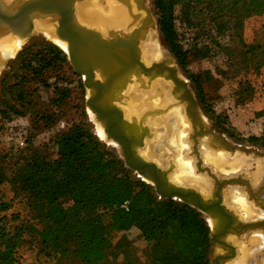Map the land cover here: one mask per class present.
I'll return each instance as SVG.
<instances>
[{
    "label": "trees",
    "instance_id": "1",
    "mask_svg": "<svg viewBox=\"0 0 264 264\" xmlns=\"http://www.w3.org/2000/svg\"><path fill=\"white\" fill-rule=\"evenodd\" d=\"M152 5L159 32L190 79L201 110L233 136L228 117L213 110L204 90L212 73L192 72L189 63L220 52L226 57L221 77L229 74L227 70L258 73L264 66V43H247L243 26L252 16L264 17V0H152ZM226 32L230 39L223 43ZM42 44L36 51L24 47L16 57L19 73L6 86L9 103L3 101L5 107L0 108L4 122L32 114L37 90L30 87L33 80L51 87L57 102L67 96L66 90L48 82L49 73L63 66L75 72L62 49ZM234 91L244 100L254 87L243 78ZM59 119L58 112L35 114L32 129H51ZM91 126L83 120L55 130L50 138L53 157L27 136L17 152L0 159V185L8 183L13 199L21 197L27 210L25 215L7 214L11 203L0 192V264H17L15 252L24 244L56 264H117L112 256L115 238L132 227L146 240L154 263L210 264V228L202 213L186 202L159 199L154 187L125 167ZM246 139L264 147L262 137ZM126 201L127 208L122 207Z\"/></svg>",
    "mask_w": 264,
    "mask_h": 264
},
{
    "label": "water",
    "instance_id": "2",
    "mask_svg": "<svg viewBox=\"0 0 264 264\" xmlns=\"http://www.w3.org/2000/svg\"><path fill=\"white\" fill-rule=\"evenodd\" d=\"M83 1L0 0V38L13 35L25 39L38 23L65 43L67 60L87 89L85 106L102 128L105 140L117 147L124 166L153 185L159 199L183 201L205 214L211 221L210 263L230 264L236 259L242 235L255 230L264 233V217L242 220L225 202L230 189L243 190L242 184L250 187L249 172L238 169L229 176L218 177L202 166L200 152L206 147L214 153L224 151L264 159V151L233 142L208 123L191 86L171 56L167 54L150 63L142 60V44L149 32L155 35L158 29L148 0H116V17L111 13L98 20L82 13V18L93 22L81 23L76 5ZM179 105L184 106V119L189 125L183 138L187 147L183 156H193L197 169L209 177L204 192L170 181L169 175L177 169L173 150L157 152L164 157L159 165L141 154L165 122L164 115ZM260 182L264 187V178L257 183ZM242 194L252 202L250 194L247 196L243 191ZM254 202L264 211L257 198Z\"/></svg>",
    "mask_w": 264,
    "mask_h": 264
},
{
    "label": "rangeland",
    "instance_id": "3",
    "mask_svg": "<svg viewBox=\"0 0 264 264\" xmlns=\"http://www.w3.org/2000/svg\"><path fill=\"white\" fill-rule=\"evenodd\" d=\"M86 3L89 4L88 5L86 4L84 8L86 7L88 9L91 8L90 11L98 8H103V10L107 9L105 8L106 0H96V3L95 0L94 2L91 0L89 1L87 0ZM147 5L151 10L154 19L157 21V16L155 14L152 5V0H148ZM177 27L179 29V32L184 31L183 26L179 22L177 24ZM156 30L157 31L155 37L157 39L158 47L161 48L163 51L165 50L166 54H168V56H171L174 60L173 55L170 53L161 33L159 32V29ZM263 35H264L263 16L260 15L252 16L244 22L243 37L247 43H251V42L264 43ZM228 39H230V33L226 32L224 34V38H222L223 40L222 42L224 43L228 41ZM42 42L52 43L53 41L51 42V40L46 38L42 33L36 32L33 29L31 34L24 39V43L22 44L21 48L16 53V55L13 58H9L4 63L3 68L0 72V108L5 107L4 104H2L3 101L6 103H9L10 101L9 95H6L5 91H6V86H8V84L10 83H13L14 76L19 73L18 71L19 64L16 58L18 53L24 47L27 46H31L32 47L31 49L33 51H36L37 49H41L43 48ZM225 59H226L225 55L220 52L212 53L208 57L202 59L193 58L189 63V69L192 72H202L203 70H209L212 73L213 79H211L209 82L204 83L203 87L205 92L207 93V96L210 98V102L212 104L213 110L216 113L226 115L228 117V123L230 124L231 132L233 136H230L227 133L223 132L220 128L217 127L215 120L212 117L210 118L206 116V114H204L203 111L202 112L206 116L208 123L211 124L217 131L223 132L229 140L249 147L255 146L259 150L264 151L263 146H261L258 143L249 142L246 139L248 136L251 135L264 138V66L260 68L258 73L242 70L238 74H233L230 70H227L229 74L224 75L225 77H221L219 75V72L220 70L226 68ZM174 62L177 64L176 60H174ZM179 70L182 76L188 81L189 85L192 88L190 79L187 78V76L183 73L180 67ZM49 74L51 75V77L48 79V82L51 84L55 82V84L58 87L63 88L64 91L66 90L67 96L63 99V101L57 102L55 101L57 94L52 91L51 87L40 86L38 85L39 83H36V81L34 80L30 82L31 85L30 87H37V90L32 95V104H33L32 114L29 116L27 115L25 117L21 116L18 118H14L12 121L9 122H4V120H2V117L0 118V159H2L4 155L8 153L17 152L20 146H22L20 142L21 141L24 142L27 136H29L32 139V142L35 146H40V147L44 146V148L47 151V154L53 157L55 155V148L53 144L50 142V138L55 132V130L59 128L58 124L55 125L56 124L55 123L51 127V129H46L39 132H34L31 124L32 116H34L35 114L51 113V112H58L60 117L59 121H63L65 123V126H68L72 123H80L83 120L89 121L90 124L92 125L91 126L92 130H94L96 135L101 140H103L108 147L113 149L117 155H119L117 151V147H115L111 142L106 141L104 138L105 135L102 136L99 135L98 133V126L92 120L93 118L91 112H89L85 106L87 89L84 87L80 75L76 73L74 74L71 71V69H69L67 66L58 68L53 72H50ZM243 78H248L250 80L251 84L254 87V92L251 96L245 97L244 100H239L234 90L237 87L238 80ZM171 111L172 109L170 110V113ZM164 116L166 119L167 113ZM168 117L169 115L167 116V118ZM166 123L167 120L162 123L159 131L151 139L155 143L160 141L158 142L160 143L159 148L161 145L164 147L163 137L168 133V126ZM172 138L173 135L171 139ZM175 138L176 136L174 134V139ZM172 148L173 149L177 148V150H179V144L177 143ZM161 152L169 153L170 151H168V148H164L161 149L159 153ZM225 153L230 155L228 152ZM200 157L202 158V166L208 167L218 177H226L231 175L232 173L237 172L230 170L235 168H231L230 166L228 167L225 164L218 166L210 162L207 163L206 159L203 160V156L201 154ZM247 159L252 160L253 165H255L256 161L264 162V159H258V160L256 158L254 159L247 158ZM186 160L188 161V163L189 161L190 163H192V164L189 163L188 168L186 167L188 170V171L186 170L187 172L192 171L194 167L195 176L199 175L198 177L209 179V177L205 172H200L197 169V167L195 166L197 161L193 156L187 157ZM179 161L180 158L178 159V162ZM133 173L137 176L135 172ZM0 192L3 195V199L11 203V208L7 211V214H10L11 212H20L22 215H25L27 210L22 198L18 197L13 199L14 194L8 183H4L0 185ZM246 199L248 201V198ZM246 205L251 206L248 203ZM202 215L206 219L207 216L205 214ZM249 234L250 232L245 233L239 238L235 262L242 260L241 264H249V262H251L254 259V256L257 254V252H255L254 250L257 249L259 241L258 240H255L254 242L250 241L251 237L248 236ZM261 251L263 253L262 256H264V249H262ZM212 252H213V248L211 246L209 257H211ZM15 256L17 258V264H56L55 260L37 254V249L30 244H24L20 246L16 250ZM112 256L114 260L117 262V264H158V263H154V261L151 260L147 242L143 238L141 232L135 227H132L127 231H123L117 234L115 238V244L112 250Z\"/></svg>",
    "mask_w": 264,
    "mask_h": 264
},
{
    "label": "bare ground",
    "instance_id": "4",
    "mask_svg": "<svg viewBox=\"0 0 264 264\" xmlns=\"http://www.w3.org/2000/svg\"><path fill=\"white\" fill-rule=\"evenodd\" d=\"M85 1L87 2V0H84L83 2L78 3L76 5L77 6V12H78V14H76V16H77L78 21H80L81 23H83V22L88 23L85 21L93 22L92 20H90L87 17L82 18V13L84 15L88 14L90 18L92 16H94L98 20L101 19L103 17V15H109V14L113 13V16L116 17L118 14L117 13L118 9L117 10H116V8L114 9V2L116 0H106L105 8H107V9L103 10V8H98V9H94L91 11H90L91 8H89V9L87 7L84 8L87 4ZM91 1L94 2V0H91ZM95 3H96V0H95ZM95 3H93V4H95ZM117 4H118V2H117ZM99 7H101V6H99ZM117 8H120V6ZM33 29L36 32L42 33L46 38H48L49 40H51L55 44H57L62 50L66 49L65 43L55 39L51 31L46 30L44 28H41L38 23L35 24V28H33ZM155 35L153 34V32H149L148 39L146 40V42H144L142 44V60L145 63H150V62L155 61L159 58H163L167 55L165 50L163 51L161 48L158 47V43H157V39H156ZM23 43H24V39L17 37V36H13V35H8V36L0 38V72L3 68L4 63L9 58H13L16 55V53L19 51V49L21 48ZM171 109H172V111L170 113ZM168 113H170V114H168ZM91 115L93 118L92 120L98 126L99 135L104 136L105 134H104L102 128L95 121L94 115L92 113H91ZM168 115H169V117H168L169 120L167 118ZM167 116H166L165 121L167 120L166 124L168 126V133L163 137L164 147L161 145L159 148L160 143H158V142H160V141L155 143V142H153V140H150L144 146V149L141 151V154L144 158L152 160L156 164L159 165L162 161V158H164V157L162 155L157 154V152H159L161 149H164V148H168V151L173 150L174 152H176V155H177V159H176L177 160V169L174 173L169 175L170 181L177 183V184H180V185H184V186H193V187L197 188L199 191L204 192V190H205L204 184L208 183V180L206 178L198 177L199 175L195 176L194 167H193L192 171L187 172L188 171L187 168H188L190 161L188 163V161L186 160L187 158L185 159V157L183 156V153H182V151L185 150V148H186V144H184L183 138L189 129V125L186 122V120L184 119V106L179 105V106L171 107L169 109V111L167 112ZM174 134L176 136L175 139H174ZM172 135H173V138L171 139ZM168 143H170V144L168 145ZM177 143L179 144V150H177V148H175V149L172 148ZM164 153H166V152H164ZM200 153L203 156V160L206 159L207 163L210 162V163H213V164L218 165V166L225 164L228 167L230 166L231 168H237V169H230L232 171L244 168L245 166L246 167L250 166L253 163L252 160L247 159L243 155H240V154L228 155L227 153L222 152V151H218V152L214 153V152H211L210 150H208L206 147H202V150ZM235 156H237V157H235ZM179 158H180V161H179L180 163L178 162ZM256 159L258 160V158H256ZM190 164H192V163H190ZM255 165H256V170H255L256 173H254V177H255L254 180L255 179H256V181L261 180L262 178H264V162L256 161ZM237 196H238V193L237 194L233 193L228 198L227 197L225 198V202L227 203L228 206H231L238 215H240L242 220H248L246 218H254V217H259L261 215L264 216V212L256 211L255 209H252L251 206L246 205L242 201L237 203V200H238ZM234 205L237 206V208ZM206 219H207L208 223L210 224L211 223L210 219L207 217H206ZM257 231H260V230H257ZM263 234L256 233V235H252L251 236L252 238H250V241H252V242H254L257 239H259L261 241V248L258 249V251H261L262 247L264 246V235ZM235 260L233 262H231L230 264H241L242 260H239L236 262H235ZM258 263L263 264L261 261Z\"/></svg>",
    "mask_w": 264,
    "mask_h": 264
},
{
    "label": "flooded vegetation",
    "instance_id": "5",
    "mask_svg": "<svg viewBox=\"0 0 264 264\" xmlns=\"http://www.w3.org/2000/svg\"><path fill=\"white\" fill-rule=\"evenodd\" d=\"M235 169H237V168H235ZM241 170H245V171L249 172L248 175H247V178L250 181V187H248L245 184H242V189L243 190H241L240 188H233L230 191H228L225 196L228 198L229 196H231V194H233V193H236L237 194L238 193L237 203H239V202L242 201L243 203L250 204L252 206V209H255L256 211L264 212L262 210V208L260 207V205H258V203L256 204V202H254V200H256V198H257L259 204H261L262 206L264 205V187H262V183L261 182L260 183H257L259 180H257V181H256V179L254 180V178H255L254 177V173H256V171H255L256 170V165H253V163H252V165L247 166V167L245 166L244 168H241ZM252 180H253V182H252ZM242 191L247 196L249 194L251 195V198H253V200L251 198L249 200H251L253 204L251 202H249V201L246 200V198L242 194ZM235 207L237 208V206H235ZM263 217L264 216H259V217H254V218H248V220H258V219L263 218ZM256 233L263 234L262 231H257L256 230V231L250 232V234L248 236L251 237L252 235H256ZM257 240L259 241L258 247H257L256 250H254L255 252H257V254L254 256V259L251 262H249V264H259L258 262H260V261L264 264V256H262L263 253L261 251H258V249L261 248V241L259 239H257ZM262 249H264V246L262 247Z\"/></svg>",
    "mask_w": 264,
    "mask_h": 264
},
{
    "label": "built area",
    "instance_id": "6",
    "mask_svg": "<svg viewBox=\"0 0 264 264\" xmlns=\"http://www.w3.org/2000/svg\"><path fill=\"white\" fill-rule=\"evenodd\" d=\"M58 127H59V129H63V128H65L66 126H65V123H64L63 121H59V123H58ZM20 143H21V145H23V144H24V142H23V141H21ZM127 204H128V202H127V201H126V202H124V204H122V207H125V208H127Z\"/></svg>",
    "mask_w": 264,
    "mask_h": 264
}]
</instances>
